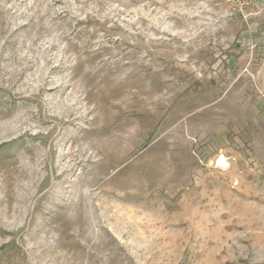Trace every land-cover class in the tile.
Returning <instances> with one entry per match:
<instances>
[{"label":"rangeland","instance_id":"rangeland-1","mask_svg":"<svg viewBox=\"0 0 264 264\" xmlns=\"http://www.w3.org/2000/svg\"><path fill=\"white\" fill-rule=\"evenodd\" d=\"M0 264H264V0H0Z\"/></svg>","mask_w":264,"mask_h":264},{"label":"bare ground","instance_id":"bare-ground-1","mask_svg":"<svg viewBox=\"0 0 264 264\" xmlns=\"http://www.w3.org/2000/svg\"><path fill=\"white\" fill-rule=\"evenodd\" d=\"M222 162V161H221ZM222 165V164H221Z\"/></svg>","mask_w":264,"mask_h":264}]
</instances>
